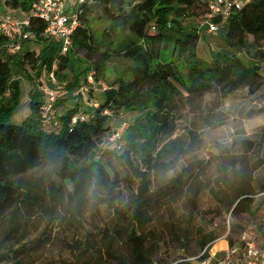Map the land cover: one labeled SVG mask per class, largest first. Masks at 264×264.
<instances>
[{
  "label": "trees",
  "instance_id": "1",
  "mask_svg": "<svg viewBox=\"0 0 264 264\" xmlns=\"http://www.w3.org/2000/svg\"><path fill=\"white\" fill-rule=\"evenodd\" d=\"M36 1L0 0L6 6L0 15L21 11L30 18V29L37 34V40L44 42L37 53L24 46L15 55L0 54V264H36L34 253L38 246L31 243L47 237L46 229L53 221L72 224L83 219V208L95 191L105 192L116 221L102 234L103 246L84 264H201L209 256L208 249L197 257L192 255L194 262L183 257L164 263L157 256L161 239L146 229L152 223L153 203L160 198L159 195L152 199L155 192L151 172L164 166L174 168L200 142L192 129L172 137L175 100L182 95V89L194 94L214 83H224L230 89L251 87V82L260 77L257 67H248L235 57L219 53H212L209 62L197 56L198 33L187 29L182 17L196 15L201 7L204 14V0H83L78 4L74 0L78 25L72 45L64 54L59 40L41 36L45 23L33 16L32 5ZM95 8L109 23L103 32L105 50H101L103 43L91 28ZM152 23L156 24L154 31L150 28ZM227 23L223 41L228 46H243L247 35L264 43V0L248 3ZM125 33L127 36L116 45ZM169 43L173 45L172 58L166 54ZM112 52L131 60L128 77L117 78L103 92L96 107L78 113L80 108L74 105L61 114L58 130H47L40 114L43 92L35 89L29 92L30 114L21 124L10 123L21 98L19 80L10 84L12 61L19 67L29 64L38 74L53 71L55 77L62 78L72 70L77 56L83 55L92 66L77 75L76 84L86 78L88 70H94L95 77L102 74ZM6 91L10 94L3 97ZM121 112L134 115L123 132L117 153L114 146L101 145L109 130V117ZM73 115L77 116L74 123ZM104 156L116 158L136 180V185H131L129 202L115 200V191L123 182L128 184L129 179L114 171L110 160L103 162ZM167 160L170 162L165 163ZM253 169L256 168L240 165L228 180L233 188L230 207L249 205L255 193ZM225 174L220 176L224 182ZM191 175L182 168L161 185L165 188L160 194L165 195L169 188H183ZM259 189L264 191V182ZM217 196L222 200V196ZM42 225L45 228L38 236L31 237ZM196 235L200 251L205 246L210 248L217 239L213 231L201 227L196 229ZM185 239L184 247H190ZM79 249L85 251L89 247Z\"/></svg>",
  "mask_w": 264,
  "mask_h": 264
},
{
  "label": "rangeland",
  "instance_id": "2",
  "mask_svg": "<svg viewBox=\"0 0 264 264\" xmlns=\"http://www.w3.org/2000/svg\"><path fill=\"white\" fill-rule=\"evenodd\" d=\"M203 9L201 7L197 10L196 15L182 17L187 29H196L198 33L197 56L206 62L211 60L212 53L235 57L248 67H257L260 77L251 82V87L242 85L230 89L224 83H214L194 94H188L182 89V95L176 98V120L172 137L183 135L187 129H192L200 138V142L188 154L182 156L174 168L167 169L164 166L151 172L152 190L155 192L152 199L158 198L159 195L160 198L153 203L152 223L146 229L153 230L154 237L161 239L157 256L164 263H174L175 258L183 257L194 262V257L204 249L210 252L215 251L213 248L217 247L218 253L228 245L241 244L248 240L264 245V191L259 189L264 182V43L247 35L243 46H228L223 41L228 31V23L221 24L218 31L210 34L205 32V28L199 27ZM3 11H6V6L0 4V13ZM12 14L18 17L24 15L19 10L13 11ZM108 27V21L102 16L99 8H95L91 17V28L103 43L101 50L106 49L107 42L103 41V32ZM125 36L126 33L122 34L116 40V45ZM43 43L35 38L24 42L23 47L37 53ZM172 49L173 45L167 44L166 54L169 58L174 57ZM77 58L72 70L66 71L62 78L56 77L59 87L55 89L54 122L45 124L47 130H58L61 114L74 105L79 106L78 113L94 107L102 99L103 92L110 88L117 78L128 77V68L132 63L131 60L112 52L104 65L103 73L95 77L96 85L93 87L87 83L86 78L74 84L77 75L92 66L91 61L83 55ZM10 66L13 73L10 84L18 79L21 87L19 104L10 118V123L18 125L31 112L29 92L35 89L42 92V87L49 85L50 81L48 73L38 74V70L29 64L19 67L12 61ZM9 94L10 91H6L3 97ZM44 97L43 95V100ZM40 114L42 116L41 109ZM133 115L129 112H123L122 116L120 113L112 114L107 122L109 130L104 137L109 131L120 128L123 122L128 125ZM74 118L75 115L72 116L71 122ZM101 146L113 148L105 139ZM120 150L117 149L116 152L119 153ZM109 160L114 171L129 179L128 184L123 182L120 189L114 193L116 201L126 203L130 201L133 191L131 185L135 186L136 180L116 158L104 156L103 162ZM234 161L235 164H232ZM240 165L256 168L253 169L252 181L255 193L248 206L230 207L233 188L228 184V180ZM182 168H187V171L192 173L188 184L178 191L169 188L170 191L165 195L160 194V190L165 188L162 189L161 185L176 176ZM224 172L226 182L220 177ZM218 191H221V194H218ZM217 195L222 196V200H219ZM83 210V219L72 221V224L61 220L53 221L46 229L47 237L41 236V241L31 243L38 246L37 252L34 253L36 264H84L85 260L96 253L98 247L103 246L102 234L107 228L111 229L116 221L105 192L90 193ZM198 227L213 231L216 235L217 239L210 248L205 246L200 251L196 245ZM44 228L45 225H42L31 237L38 236ZM185 237L188 238L190 247H184ZM82 246H88L89 249L82 251L79 249Z\"/></svg>",
  "mask_w": 264,
  "mask_h": 264
},
{
  "label": "built area",
  "instance_id": "3",
  "mask_svg": "<svg viewBox=\"0 0 264 264\" xmlns=\"http://www.w3.org/2000/svg\"><path fill=\"white\" fill-rule=\"evenodd\" d=\"M82 1L76 0V3ZM204 1L207 11L201 16L199 27L205 28V32L210 34L218 31L221 24L227 23L235 13L254 0ZM73 4L74 0H38L32 5L33 16L45 23L41 36L59 40L62 54L71 47L72 35L78 25ZM30 26L31 20L27 15L21 18L13 14L0 15V54L15 55L22 51L24 42L35 39L37 34L30 29ZM150 28L156 30V24L152 23ZM55 67L56 62L53 64V69ZM48 74L50 84L42 87L45 97L40 107L45 124L54 122L55 89L59 87L53 71ZM86 80L89 85L93 87L96 85L94 70L91 69L87 73ZM97 105L98 103L94 107ZM120 115L122 116L123 113L121 112ZM76 120L77 116L73 119V123ZM126 126V122H123L120 128L109 131L105 137L106 142L120 149ZM201 264H264V245L251 240L241 244H231L218 253L209 252V256Z\"/></svg>",
  "mask_w": 264,
  "mask_h": 264
},
{
  "label": "crops",
  "instance_id": "4",
  "mask_svg": "<svg viewBox=\"0 0 264 264\" xmlns=\"http://www.w3.org/2000/svg\"><path fill=\"white\" fill-rule=\"evenodd\" d=\"M22 16H23V15H22ZM220 245H221V244H220ZM216 248H217V247H216ZM216 248H213V249H215V251H211V250H210V253H212V254H213V253H216V252H217V249H216Z\"/></svg>",
  "mask_w": 264,
  "mask_h": 264
}]
</instances>
